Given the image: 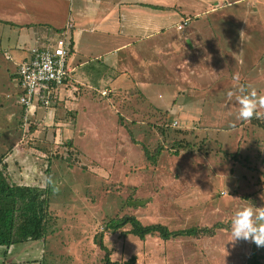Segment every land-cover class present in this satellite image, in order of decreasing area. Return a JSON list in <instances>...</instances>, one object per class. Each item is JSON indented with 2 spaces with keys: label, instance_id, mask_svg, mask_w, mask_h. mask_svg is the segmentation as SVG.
<instances>
[{
  "label": "rangeland",
  "instance_id": "obj_1",
  "mask_svg": "<svg viewBox=\"0 0 264 264\" xmlns=\"http://www.w3.org/2000/svg\"><path fill=\"white\" fill-rule=\"evenodd\" d=\"M20 1L24 2L0 0L1 167L9 182L47 186L49 195L45 237L16 245L26 263L33 258L39 264H103L98 238L102 234L113 260L135 257V264H264V246L258 247L250 239L233 242L231 235L236 212L264 207V129L256 123H264V119L240 120L237 102L238 96L252 90L264 95L260 28L254 24L255 35L240 47L234 38L220 40L225 45L219 47L231 50L228 72L232 76L215 81L207 93L182 92L174 68L159 82L154 75L157 70L165 72L164 67L152 70L150 81L154 83L147 90L140 85L137 89L127 78L130 73L124 71L119 77L126 92H120L107 83L109 75L97 81L99 76L92 70L101 64L94 57L82 59L88 64L79 67L75 52L70 60L74 67L71 77L79 74L84 82L97 81L94 89L84 86L65 102L63 91H67L61 88L60 104L51 107V116L39 107L24 122L14 74L17 60L5 57L14 56L17 47L7 43L6 36L22 41L24 50L33 42L28 32L40 31L47 36L43 43L53 44L63 36L58 28L69 18L68 10L73 22L82 0H25L24 8ZM86 1L94 9L82 8L86 14L104 11L94 0ZM174 1L178 5L195 2L165 0ZM178 19L177 11L168 22ZM253 64L251 72L248 68ZM102 65L111 67V60ZM214 76L212 71L203 79L207 82ZM108 85L111 92L107 89L102 95ZM139 90L144 94H137ZM177 141L185 145L172 146ZM160 146L154 159L144 154L143 147L152 155ZM224 152L237 155L226 157ZM125 217H136L143 225L161 224L170 231L190 227L210 231L168 239L150 234L140 239L126 232L129 223L116 232L105 229L109 221ZM3 250L0 247L2 257Z\"/></svg>",
  "mask_w": 264,
  "mask_h": 264
},
{
  "label": "crops",
  "instance_id": "obj_2",
  "mask_svg": "<svg viewBox=\"0 0 264 264\" xmlns=\"http://www.w3.org/2000/svg\"><path fill=\"white\" fill-rule=\"evenodd\" d=\"M94 1L96 5L104 9L102 13L99 15L86 14L82 8L89 11L94 9L89 7L86 0H82L81 6L75 8L73 22L69 19L72 14L68 10L69 18H65L58 28L63 31L68 24H71L69 33L71 48L68 56V66L71 72L63 87V90L67 91H63L62 99H66L65 102L70 96L72 98L73 92L78 90L80 93L84 86L94 89V82L100 81L101 76L106 78L109 75L107 83L120 92H126L122 88L119 77L124 71L130 73L131 78L129 76L127 78L137 89L140 85L147 90V87L154 83L150 81L152 70L158 67L165 68V72L157 70L154 75L159 82L167 79L168 69L174 68L177 72L175 78L180 83L177 85L182 88V92L207 93L216 83L215 81L224 82L232 76L228 72L231 50L225 49L224 46L219 47L218 45H225L220 40L234 38L233 40L240 47L255 35L253 27L256 24L261 30L259 35L262 38L261 45H264V0L199 2L194 0L195 2L186 5H178L176 1L167 3L165 0H107V3H103L104 0ZM216 1H218L217 5H215ZM24 2L27 1L24 0ZM24 2H19L21 8H24ZM200 4L208 6L203 7ZM177 11L180 19L169 24V19L176 16ZM215 14L218 17H215ZM193 16L195 17L194 22H192ZM202 16L205 17L204 20L200 19ZM185 18H191L189 24L181 30L177 29L176 25ZM10 21L14 24L13 20ZM27 35L30 41L33 40L27 50L21 48L22 41L19 42L17 39L6 36L7 43L14 44V48L17 47L15 48L17 52L13 53L14 56L7 54L10 56L8 60H17L16 63L14 62L16 67L20 61L29 56L32 47H41L50 43L48 40L43 43L47 36L40 31L31 35L28 32ZM256 35L258 37V33ZM120 52H122V57H119ZM74 53L78 56L79 67L88 64L86 60H82L87 57H94L93 60L101 64L100 67L92 70L93 74L99 76L97 81L87 79L88 82H84L79 74L76 77L74 75V78L71 77L74 67L70 65V60ZM105 60H111V67L105 66L106 69L102 65ZM91 61L90 59L89 62ZM259 61L261 59L258 63ZM216 62L219 64H215ZM156 63H158L157 66ZM200 63H205V66H200ZM255 66V64L251 65L248 70L252 72ZM212 71L215 72V76L206 82L203 78L208 77ZM14 74L17 77L16 70ZM244 77L249 79L247 75ZM107 89L109 92L112 90L109 85L102 90ZM139 91L137 94H144L141 90ZM43 109L44 112H48L49 116L53 113L51 108Z\"/></svg>",
  "mask_w": 264,
  "mask_h": 264
},
{
  "label": "trees",
  "instance_id": "obj_3",
  "mask_svg": "<svg viewBox=\"0 0 264 264\" xmlns=\"http://www.w3.org/2000/svg\"><path fill=\"white\" fill-rule=\"evenodd\" d=\"M71 38L69 37V45ZM264 129V123L256 122ZM132 142H136L128 131ZM182 145L179 141L172 146ZM162 146L158 147L152 155H149L148 150L143 147L144 154L148 159H154ZM226 157H236V153H225ZM1 165V161H0ZM47 171L49 168L46 169ZM48 188L45 186H29L18 185L11 183L0 166V243L13 244L25 242L28 240H39L45 237L47 224L49 220V195ZM130 224V229L126 231L140 239L146 235L157 234V236L168 239L176 236H197L199 234L208 233L206 227H190L180 230H168L161 224L143 225L136 217H125L121 220H111L106 223L105 229L116 232L126 224ZM100 249L103 250V264H135V257L126 260H113L111 251L102 242V234L98 236Z\"/></svg>",
  "mask_w": 264,
  "mask_h": 264
},
{
  "label": "built area",
  "instance_id": "obj_4",
  "mask_svg": "<svg viewBox=\"0 0 264 264\" xmlns=\"http://www.w3.org/2000/svg\"><path fill=\"white\" fill-rule=\"evenodd\" d=\"M189 21V18L183 19L176 25L177 29H183ZM70 29L71 24H68L62 31L63 36L53 44L32 47L29 56L17 64L18 103L23 109L24 122L35 114L37 108H51L60 99V89L71 72L68 66ZM6 58L10 59V56L6 55ZM106 93V90L101 91L102 95Z\"/></svg>",
  "mask_w": 264,
  "mask_h": 264
},
{
  "label": "clouds",
  "instance_id": "obj_5",
  "mask_svg": "<svg viewBox=\"0 0 264 264\" xmlns=\"http://www.w3.org/2000/svg\"><path fill=\"white\" fill-rule=\"evenodd\" d=\"M237 102L240 106L238 113L240 120L247 121L254 117L264 119V111H260L264 109V95L258 96L256 91L252 90L249 94L238 96ZM231 235L233 242L250 239L258 247L264 246V207H259L258 211L246 208L236 212L231 221Z\"/></svg>",
  "mask_w": 264,
  "mask_h": 264
},
{
  "label": "flooded vegetation",
  "instance_id": "obj_6",
  "mask_svg": "<svg viewBox=\"0 0 264 264\" xmlns=\"http://www.w3.org/2000/svg\"><path fill=\"white\" fill-rule=\"evenodd\" d=\"M0 161L2 164V160H0ZM22 185H24V184H22ZM29 186H32V185H29ZM28 241H34V240H28ZM20 243H23V242H18V243H13V244L0 243V247H2L4 249L3 250V252H4L3 257L1 256V253H0V264H29V263H26L28 260H24L22 257L24 255V253L22 254V252L21 253L18 252V248L16 247V245H18ZM19 250H20V248H19ZM32 259H29V260L33 261L30 264H39L38 260H36V259L32 260Z\"/></svg>",
  "mask_w": 264,
  "mask_h": 264
}]
</instances>
